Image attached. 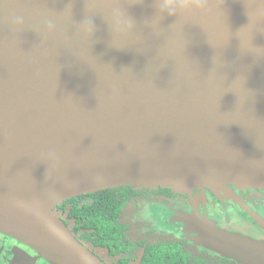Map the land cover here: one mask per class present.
Instances as JSON below:
<instances>
[{
    "label": "water",
    "instance_id": "obj_1",
    "mask_svg": "<svg viewBox=\"0 0 264 264\" xmlns=\"http://www.w3.org/2000/svg\"><path fill=\"white\" fill-rule=\"evenodd\" d=\"M154 4L119 0L136 37L116 48L113 0H0V232L51 264H105L55 212L71 198L264 189V0H208L145 27ZM184 220L209 251L264 264V240Z\"/></svg>",
    "mask_w": 264,
    "mask_h": 264
},
{
    "label": "flooded vegetation",
    "instance_id": "obj_2",
    "mask_svg": "<svg viewBox=\"0 0 264 264\" xmlns=\"http://www.w3.org/2000/svg\"><path fill=\"white\" fill-rule=\"evenodd\" d=\"M125 196L117 221L121 239L112 246H100L90 238L95 229H78L70 211L96 203V193ZM80 195L55 208L57 215L73 235L105 264H161L162 246H177L183 254L207 261H235L222 257L203 246L199 236L185 230L186 217H201L217 227L264 240V189L233 185L198 187L188 191L171 188L116 187ZM94 238V236H93ZM154 254V259H153ZM146 256L152 262L147 263ZM0 264H51L36 251L0 232Z\"/></svg>",
    "mask_w": 264,
    "mask_h": 264
},
{
    "label": "trees",
    "instance_id": "obj_3",
    "mask_svg": "<svg viewBox=\"0 0 264 264\" xmlns=\"http://www.w3.org/2000/svg\"><path fill=\"white\" fill-rule=\"evenodd\" d=\"M96 203L92 206L79 208L75 202L73 209L70 211V217L74 219L78 229L85 227L86 229H95V235L90 237L95 244L100 246H112L113 242L121 239L118 234L121 232L120 224L117 216L121 203L126 199L125 196L103 195L96 193ZM75 201V198H74ZM161 264H232L229 261H207L200 258L192 259L183 254V252L175 245H164L160 251ZM147 263L152 262L149 256H146ZM154 259V254H153ZM154 264V261L152 262Z\"/></svg>",
    "mask_w": 264,
    "mask_h": 264
},
{
    "label": "clouds",
    "instance_id": "obj_4",
    "mask_svg": "<svg viewBox=\"0 0 264 264\" xmlns=\"http://www.w3.org/2000/svg\"><path fill=\"white\" fill-rule=\"evenodd\" d=\"M119 0H113L114 6L111 8L109 18L105 19L111 32V46H116L113 41L119 38L133 39L136 37V23L129 17L125 9L118 5ZM208 0H155L156 14L145 22V27H151V21L157 18L162 22L165 18L187 17L194 14H203L207 10ZM49 32L54 31V25L47 26ZM80 31L85 37H93L96 28L93 20L84 18L80 25ZM54 158V154H50Z\"/></svg>",
    "mask_w": 264,
    "mask_h": 264
}]
</instances>
